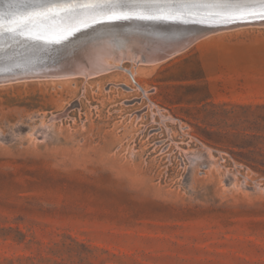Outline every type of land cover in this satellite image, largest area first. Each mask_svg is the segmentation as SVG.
Listing matches in <instances>:
<instances>
[{"label": "rangeland", "instance_id": "1", "mask_svg": "<svg viewBox=\"0 0 264 264\" xmlns=\"http://www.w3.org/2000/svg\"><path fill=\"white\" fill-rule=\"evenodd\" d=\"M101 55L123 68L0 85V264H264V189L217 155L264 188V27Z\"/></svg>", "mask_w": 264, "mask_h": 264}, {"label": "bare ground", "instance_id": "2", "mask_svg": "<svg viewBox=\"0 0 264 264\" xmlns=\"http://www.w3.org/2000/svg\"><path fill=\"white\" fill-rule=\"evenodd\" d=\"M22 1L25 2L23 4H26V5H28L26 2H30V0H22ZM211 4L212 2H206V3L197 4L195 6H190L185 9V12L190 13V15L180 16L175 19H136V18H133L129 20H122L117 23L97 24L93 27H89L86 29L83 26H80V31L75 30V26L73 25L71 21L67 19L56 18L54 20H51V23L53 24L56 23V25L52 26L51 23L46 22V24H44L40 28H37L38 30L36 29L34 31V32L38 31L39 33L44 34L46 39L40 40V41H33V40L17 41L18 43L13 42V45L24 48V49H21L19 52H23V53L33 52L34 54L41 50H45V48L47 47L48 48L46 50H49L52 48L55 42L49 43L47 42V40H54L56 38L67 36L68 39L69 38L76 39V43L79 44V43L85 42L90 37H95V36L100 37L105 34H108L111 37L110 40L103 39L101 41H97L95 42L96 43L95 45L91 46V48L89 49L82 48L81 50L78 51L79 57L81 59L78 62V65L80 66V70L82 72L80 75L84 74L83 76L88 75V77L89 75L93 76V75H98V74H103L105 72H109L111 69H114V68H117V69L123 68L122 66H120L119 63L112 62L111 61L112 57L110 58L111 60L109 59L111 61V63H109L108 61H106L108 57H105V60H102L101 58H99V55L102 57L101 54H105V56H107L106 54L108 53L116 54L117 52H122L124 49H130L134 53H139L141 58L138 56L139 57V58L137 57L138 61L140 60L141 62L143 61V62L153 63L154 61H156L155 59L157 58V62H163L166 60L158 61L159 56H161L165 51L172 49L173 47L175 48V47L184 46L187 41V40L184 42L179 41L177 43H175L174 41L171 42L170 36H175L176 34L182 33L185 30V27L188 26L187 24L193 18H196V20L197 18L202 19L203 17H198V15H200L199 13L208 12V14H213L214 12H216L217 9L213 8ZM15 8H19V7H15ZM25 10H29V8L26 7L25 9H23V11ZM194 13H196L197 15L194 17H191L192 15H194ZM15 14L16 15L20 14L16 18L17 20H20V22L23 21L21 20L22 19L21 17H27L26 13L22 14V12L20 13L16 12ZM7 16L8 15H6L5 17H0V18L6 19ZM253 19H264V18H261L259 15H246L240 18V21L244 22L246 20H253ZM28 20L30 19H27L25 22H27ZM37 20H39V18L32 17L31 22L37 21ZM252 25H257V26H248V27H264V26H258V25H264V21L255 22ZM243 26H246V25L239 23L233 26L224 27L214 33H209V35L207 36H210L212 34L222 32V31L242 28ZM157 35L163 38L158 39V40L153 38L154 36H157ZM3 36H0V37H3ZM200 40L201 39H199L198 41ZM198 41L194 42L192 45H194ZM186 48L188 49V47ZM69 49H72V47ZM187 49L179 52L178 54L186 51ZM127 52L128 54L126 55L131 56L129 54V50ZM135 62H137V60ZM149 63H145V64L150 65ZM69 70L65 69L64 72L67 73L69 72ZM73 76H76V75H73ZM67 78H71V77H67ZM89 78H91V76Z\"/></svg>", "mask_w": 264, "mask_h": 264}, {"label": "snow or ice", "instance_id": "3", "mask_svg": "<svg viewBox=\"0 0 264 264\" xmlns=\"http://www.w3.org/2000/svg\"><path fill=\"white\" fill-rule=\"evenodd\" d=\"M203 0H30L27 7L31 10L28 17L39 18L42 22L56 18L67 19L76 31L80 26L85 29L97 24H111L129 19H175L190 15L185 9L202 3ZM213 13L225 23L233 22L246 15H259L264 18V0H212ZM0 18V36H24L28 40L46 39L44 34L34 32V24H20L15 13L6 17L9 27L5 28ZM187 22V21H185ZM11 25H16L12 27ZM27 34V35H26ZM68 37L47 40L62 43Z\"/></svg>", "mask_w": 264, "mask_h": 264}, {"label": "water", "instance_id": "4", "mask_svg": "<svg viewBox=\"0 0 264 264\" xmlns=\"http://www.w3.org/2000/svg\"><path fill=\"white\" fill-rule=\"evenodd\" d=\"M212 2V0H204L202 3ZM22 3V4H21ZM22 0H0V17H5L10 12H22V14L28 13L31 10H25L27 7L26 4H23ZM27 4L29 2H26ZM26 5V6H24ZM19 7V8H15ZM198 17L200 18H193L187 24L188 26L185 27V30L182 33L176 34L175 36H170L171 42H184L186 41L185 45L182 47H173L170 50L165 51L161 56L158 57V61L163 60H170L173 56H177L179 52L190 48V46L209 35V33H214L221 28L233 26L235 24H245L246 26H257L252 25L255 22L264 21V19H253V20H246L244 22L240 21V18L233 21L225 23L218 17L214 16L213 14L199 13ZM20 14L16 15V18ZM197 14L194 13L191 17L196 16ZM23 21L18 22L20 24L29 23V20L25 22L27 19H31L32 17H21ZM242 18V17H241ZM46 22L51 23V20H46L41 22V20L33 21L34 24V31L37 28H40ZM7 19H3V25L7 28L9 24ZM48 24V23H47ZM51 25H56L51 23ZM15 27L16 25H11ZM264 26V25H258ZM47 29V28H46ZM38 30V29H37ZM42 31V30H40ZM37 32V31H36ZM166 34V33H165ZM27 35V34H26ZM163 36V35H162ZM75 37V36H74ZM155 39H162L161 36H154ZM169 38V40H170ZM174 38V39H173ZM110 40L111 37L108 34H105L100 37H90L83 43H76V39H67L62 43H54L52 48L49 50H41L37 53L33 52H19L23 47H19L13 45V42L18 43L17 41H25L28 40L24 36H11L10 34L6 33L3 37H0V85L11 84V83H18L24 81H34V80H46L51 78H62L65 76H73V75H80L82 72L80 70V66L78 62L81 60L78 54V51L82 48H91V46L95 45L97 41L101 40ZM75 41V42H74ZM12 43V44H11ZM33 43V42H32ZM44 45V44H42ZM167 45V44H166ZM72 49H69L71 48ZM74 47V48H73ZM87 49V50H88ZM71 50V51H70ZM46 51V52H45ZM19 52V53H17ZM69 52V53H67ZM76 57V58H75ZM73 59V60H72ZM157 61V58L155 59ZM65 69H70L69 72L65 73ZM74 72H73V71ZM76 73V74H75Z\"/></svg>", "mask_w": 264, "mask_h": 264}, {"label": "built area", "instance_id": "5", "mask_svg": "<svg viewBox=\"0 0 264 264\" xmlns=\"http://www.w3.org/2000/svg\"><path fill=\"white\" fill-rule=\"evenodd\" d=\"M130 76L133 79V81L135 82V78L131 73H130ZM151 106L153 107L152 104H151ZM160 117H162V122H164L163 124H161V128H164L166 131L170 132L171 130L167 128L166 121L171 122V123H176V121L171 117L167 118V117H163L161 115H160ZM161 128L157 129V130L163 131V129H161ZM155 133H159V132H155ZM169 139H170V136H169ZM190 139L192 140V137H190ZM198 144H199V148H197V150H195L191 153L190 152L185 153V158L187 159V161H189V163L191 165H195L197 163V165L200 166L204 172H206L207 170H209L210 167L206 165L205 160L207 159V157L209 158V153H212L214 155L215 150H213V152H212V149L209 148L208 146L206 147L205 143L201 139H199ZM201 148L205 151V153H201V151H200ZM169 150H170V146L167 148V152ZM227 152L228 151L217 152V155L219 156L218 159L220 161V165L223 168H225L228 172H231V173H233L234 170L236 169L235 175H237L236 177L240 179L241 184L245 185V184L252 183L255 185V187H257L259 189H264L261 186V182L259 180L254 181L251 179L250 175L248 174L249 170H251V169L246 164H244V163L238 161L237 159H234L233 157H231L232 153L231 154L229 153L231 155L230 156ZM231 158H233L234 160H232ZM225 164L227 166H225ZM230 175H232V174H230ZM260 178L264 179V177H260Z\"/></svg>", "mask_w": 264, "mask_h": 264}]
</instances>
